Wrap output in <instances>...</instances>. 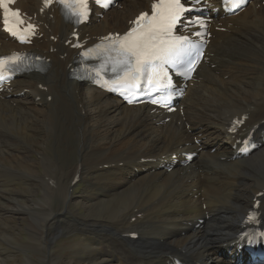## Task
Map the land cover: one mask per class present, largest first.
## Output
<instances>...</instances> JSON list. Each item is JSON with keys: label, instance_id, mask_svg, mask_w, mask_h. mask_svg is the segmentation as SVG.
Wrapping results in <instances>:
<instances>
[{"label": "bare ground", "instance_id": "1", "mask_svg": "<svg viewBox=\"0 0 264 264\" xmlns=\"http://www.w3.org/2000/svg\"><path fill=\"white\" fill-rule=\"evenodd\" d=\"M152 1L124 0L102 18L95 12L90 24L79 29L81 40L91 44L124 32ZM260 2L219 20L226 31L214 32L209 62L200 66L181 101L183 113L165 122L148 106H127L73 80L78 51L65 44L72 26L58 10L39 14L41 0H18L19 7L43 22L45 37L38 48L49 62L44 74L16 80L11 97H0V264H14L4 249H21V240L9 233L10 220L21 218L20 213L29 215L28 235L40 246L50 237L74 236L75 264H172L175 258L232 264L238 258L236 235L259 192L264 219V144L232 160L235 139L228 132L233 120L247 116L245 132L257 127L255 136L264 134ZM4 39L0 34L2 49H20ZM16 142L22 147H14ZM184 151L198 152L192 164L171 171L161 167ZM77 177L86 183L78 202L72 197ZM36 185L43 195L61 191V208L38 210L43 196L33 201L21 195L23 186ZM77 203L85 214L73 209ZM57 222L61 229L53 226ZM55 241L46 245L41 264H64ZM22 248L25 264H35L29 258L34 252Z\"/></svg>", "mask_w": 264, "mask_h": 264}, {"label": "snow or ice", "instance_id": "2", "mask_svg": "<svg viewBox=\"0 0 264 264\" xmlns=\"http://www.w3.org/2000/svg\"><path fill=\"white\" fill-rule=\"evenodd\" d=\"M101 0H96L100 3ZM10 3L14 0H0V7H3L5 14V24H9V15L16 18L17 23H22L20 19L19 10H13L9 7ZM79 6V11L75 14L83 16L87 8V0H76ZM154 15L149 17L146 24L141 25L144 31L138 32L136 28L132 29L120 43V50L125 56L124 63L134 64L129 71L138 74L145 64H151L153 60L159 58L161 54L165 56H178L180 49L176 47L171 41H165V36H171L172 28L177 23L180 15L186 9L181 4L180 0H157L152 5ZM145 16L142 15L140 20H144ZM15 25H11V31ZM153 74L156 73V68L152 69ZM128 73L126 72V75Z\"/></svg>", "mask_w": 264, "mask_h": 264}, {"label": "rangeland", "instance_id": "3", "mask_svg": "<svg viewBox=\"0 0 264 264\" xmlns=\"http://www.w3.org/2000/svg\"><path fill=\"white\" fill-rule=\"evenodd\" d=\"M14 147H16L18 149V148L22 147V145H19V142H16V143H14ZM72 154L75 155L77 153H76V151L74 152V150H73ZM33 156L37 157V154L34 152ZM69 162H71V161H69ZM64 163L66 164V162H64ZM2 170L5 171L6 168L3 167ZM21 173L22 172L18 171L16 174H18L22 178ZM87 177H89V176H87ZM85 185H86L85 182H81V183H78L75 187V190H74L72 197L74 199H76L77 202L80 200L81 196L83 195V193L85 191ZM247 188H249V187H247ZM27 189H30V190L27 191ZM19 191H20L21 195H25L29 198V200H33V201L42 200V196H43L44 199L41 201L43 203V206L42 207L38 206V210H45L46 212H53V211H56L59 208H61V202L58 201L59 198L57 196L61 191L59 193H57L55 195V197L53 195H51L50 190L47 191L49 196L47 194L43 195L44 192L39 188L38 185L32 186V187L23 186L21 188V190H19ZM49 205H51L53 208H51V206H49ZM46 206H48V207H46ZM74 207H73V209L78 210L79 213H81V214L86 213L84 210L85 208L81 207L80 203L75 204ZM246 207H247V210L250 208L249 205H246ZM67 215L69 217H73L72 213H69ZM17 216H21L22 219L19 218L20 220L19 219L10 220L12 223V226L9 228V233L12 234L13 236H16L18 239L21 240V245H22L21 249L17 250V249L10 247V249L15 251L17 255H15L12 251H10V249H4L5 251L11 252L12 256H10V257H11V261H13L14 264H25V259H26L27 255L23 251L24 248H22V247H28V249L30 250L31 253L34 252L33 254H29L30 256L28 255L29 258H31L35 264H41V258H44V256H45L44 254H45V250H46L45 248L47 247L46 245L52 243L54 240H56L55 241L56 247H54V249H55L56 254L59 255V257H60V263L75 264V261H73L74 260L73 258L75 257V252L77 251L76 249L78 248V243H77V240L74 239V236L62 235V236L56 237V238L49 236L50 238L48 237L49 239L46 242L47 244L44 245V247L40 246L39 244H37L36 242L31 240V238L28 235V231H27L26 227H27V219L30 218L29 215L24 214V213H20V214H17ZM53 226L56 228H60L59 222L55 223ZM51 234L53 235L54 232L51 231ZM169 250H173L174 252H176L172 248Z\"/></svg>", "mask_w": 264, "mask_h": 264}]
</instances>
